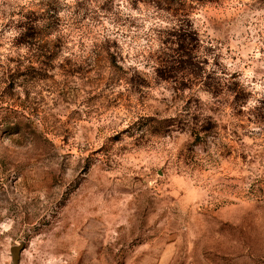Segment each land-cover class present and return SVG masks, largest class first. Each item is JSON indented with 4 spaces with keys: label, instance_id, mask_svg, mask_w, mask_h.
Returning a JSON list of instances; mask_svg holds the SVG:
<instances>
[{
    "label": "rangeland",
    "instance_id": "obj_1",
    "mask_svg": "<svg viewBox=\"0 0 264 264\" xmlns=\"http://www.w3.org/2000/svg\"><path fill=\"white\" fill-rule=\"evenodd\" d=\"M21 245L264 264V0H0V264Z\"/></svg>",
    "mask_w": 264,
    "mask_h": 264
},
{
    "label": "trees",
    "instance_id": "obj_2",
    "mask_svg": "<svg viewBox=\"0 0 264 264\" xmlns=\"http://www.w3.org/2000/svg\"><path fill=\"white\" fill-rule=\"evenodd\" d=\"M184 32H186L184 30ZM189 44H186V40L182 41L181 46H180V50L182 52V55H180L183 59L186 57V59L182 60L181 62L179 61V63H185L186 69H190L192 66L196 67L195 64L192 62L194 59V56L192 53H190L189 48H188ZM192 69V68H191ZM13 131L16 130V128L12 129ZM19 132H14L13 134H18Z\"/></svg>",
    "mask_w": 264,
    "mask_h": 264
},
{
    "label": "water",
    "instance_id": "obj_3",
    "mask_svg": "<svg viewBox=\"0 0 264 264\" xmlns=\"http://www.w3.org/2000/svg\"><path fill=\"white\" fill-rule=\"evenodd\" d=\"M23 250H24L23 245L16 246L11 249L12 264H20L21 254Z\"/></svg>",
    "mask_w": 264,
    "mask_h": 264
}]
</instances>
